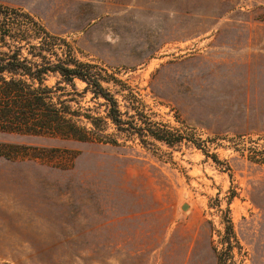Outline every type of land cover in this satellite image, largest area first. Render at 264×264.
Here are the masks:
<instances>
[{
  "label": "rangeland",
  "instance_id": "374dc122",
  "mask_svg": "<svg viewBox=\"0 0 264 264\" xmlns=\"http://www.w3.org/2000/svg\"><path fill=\"white\" fill-rule=\"evenodd\" d=\"M0 6L93 65L122 112L180 137L140 141L110 126L113 146L0 134L39 156L0 158V264H216L227 209L246 255L229 264H264V0Z\"/></svg>",
  "mask_w": 264,
  "mask_h": 264
},
{
  "label": "trees",
  "instance_id": "16d2710c",
  "mask_svg": "<svg viewBox=\"0 0 264 264\" xmlns=\"http://www.w3.org/2000/svg\"><path fill=\"white\" fill-rule=\"evenodd\" d=\"M58 41L28 14L0 6V134L118 146L114 134L108 132L112 126L118 135L140 141L150 137L171 145L180 140L167 128L155 126L147 117L142 119L137 111L136 116L122 112L118 100L103 85L109 81L94 72L93 65L76 59L72 48L58 45ZM50 76L59 81L51 84ZM75 80L85 84L82 92ZM87 93L92 99L103 101V115L80 105L77 98ZM36 150L1 143L0 158H39ZM216 234L218 241H212L216 264L233 262L236 250L246 256L228 209L223 231Z\"/></svg>",
  "mask_w": 264,
  "mask_h": 264
},
{
  "label": "water",
  "instance_id": "95a60500",
  "mask_svg": "<svg viewBox=\"0 0 264 264\" xmlns=\"http://www.w3.org/2000/svg\"><path fill=\"white\" fill-rule=\"evenodd\" d=\"M187 205H183L182 206V210L186 209Z\"/></svg>",
  "mask_w": 264,
  "mask_h": 264
}]
</instances>
